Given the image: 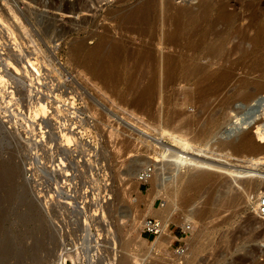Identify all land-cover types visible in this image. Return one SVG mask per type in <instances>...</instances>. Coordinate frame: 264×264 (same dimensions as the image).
Listing matches in <instances>:
<instances>
[{
	"label": "rangeland",
	"instance_id": "rangeland-1",
	"mask_svg": "<svg viewBox=\"0 0 264 264\" xmlns=\"http://www.w3.org/2000/svg\"><path fill=\"white\" fill-rule=\"evenodd\" d=\"M159 1L168 6L162 14L157 12L158 21L171 17L176 5L196 11L214 1L209 13L213 19L225 2L241 17L236 25L251 21L254 12L264 22V0ZM144 2L0 0L7 22H0V73L5 70L0 82L4 119V123L0 119V264H54L62 243L74 246L86 230L103 229L106 221L116 226L129 255L119 264H264V219L255 214L257 198L264 191V142L249 128L241 131L251 135L248 145L229 150L227 145L237 140L222 137L220 147H215L212 138L233 117L227 107L215 103L207 110L205 101L216 94L188 104V86L180 84L171 88L164 102L142 99L144 80H139L137 58L141 38H148L150 31L146 35L138 24L120 16ZM104 37L121 48L120 74L114 83H96L81 70L82 58L76 60L71 53L78 43L88 49ZM250 44L245 56L233 54L241 64L218 96L241 108L252 100L253 107L239 109L242 117L264 114V87H260L264 42L259 47ZM6 57L19 72L10 68ZM29 57L38 62L35 69L27 68ZM203 111L216 114L218 120L196 122ZM150 115L155 119L150 121ZM164 128L186 134L194 147L189 157L240 168L252 165L256 180L231 184L232 177L225 174L218 176L220 181L217 177L215 182H202L187 196L180 195L190 176L206 172L189 162L176 170L171 160L162 157L163 144L175 143ZM191 130H202L203 135L195 138ZM148 168L150 174L154 170L161 174L164 188L156 187L149 177L138 179V173ZM173 189H179L176 196ZM166 204L173 208L167 220L171 237L165 235L168 241L154 246L156 237L142 232L144 218L155 217L154 209ZM190 215L196 221H188ZM97 237L94 243L104 245L100 255L110 256L105 237ZM102 260L98 264L107 262Z\"/></svg>",
	"mask_w": 264,
	"mask_h": 264
},
{
	"label": "bare ground",
	"instance_id": "bare-ground-1",
	"mask_svg": "<svg viewBox=\"0 0 264 264\" xmlns=\"http://www.w3.org/2000/svg\"><path fill=\"white\" fill-rule=\"evenodd\" d=\"M224 3L219 7V9H217L218 13L216 12V14L218 15L216 19H213L212 16H210L209 14L214 4L213 1L204 4V6L202 4L203 6L202 9L200 8L198 10L197 8L196 11L190 7L189 8L185 6L176 7L177 6L176 5L174 7L175 13L171 17L170 15L169 16L165 15L163 19L158 21L157 14L159 13L158 15H160V13L167 8V7L164 8L166 4H162L159 0H146L144 4L137 3L133 7V10L127 9L126 11H122L123 13L120 16V19L127 21V23L132 22V24L133 23L138 24L139 28L142 30V33H145L146 35L150 31V36H147L148 38H141V36L139 35L141 41L139 45L140 52L137 58V66L139 68V80L140 79L144 80L143 83L139 82L143 84L142 94H141L142 99L145 101L148 98L152 97L154 99L153 100L154 102L156 101V99L157 100L161 99L164 102V100H166L169 97L168 92L171 90V88H174L176 85H180V84L183 85L184 88L185 86H188L185 90V95H188V102L186 101L188 104H193L194 101L195 102L199 101V103L203 102L204 101L203 97L205 95L208 96L211 94H216L214 99H212V101L211 99L205 101V104H207V110H209V106H210L209 104L215 103L219 105L221 109L223 108L225 109L227 107L229 109L227 110L229 112V116L231 114L233 115V117L229 118L227 114L229 120L227 119L222 129H220L216 134L214 133L216 136L214 137L215 139L212 138V142L214 143L215 147H220V145L222 144L221 143L222 137L225 140L235 138V141L237 140L235 144H233L232 142L227 145L229 146L228 149L232 150L235 148V146L246 145L250 140L249 137H251V135L242 133L241 132L242 129L244 130V129L254 128V133L256 134L258 140L264 142V114L260 112L261 114L256 116L248 115L246 117H242L240 116L239 109H242L243 105L242 108L236 105L229 106L228 102L230 101L227 102L228 99L218 97L220 95L219 92L222 89L226 88L228 84L232 83L233 80L231 79L235 74V70L238 69L240 62H237V60H235V55L233 56V54L239 52L242 56H245V53L248 50V49L246 50L247 47L246 44L251 43L252 45H254L253 47H256L255 45L259 47L258 45L261 46V42L262 41L264 42V22H260L257 14L254 12L251 15V21L247 22L245 25L244 24L236 25V22L241 17L236 12H234V10L233 12L229 11L228 10L229 5H226V3L225 4ZM212 10L214 9L212 8ZM4 21L6 20L5 18H3L0 12V22H2V24H6L7 22L5 23ZM253 27L255 30L254 33L252 31ZM132 33H134V31ZM108 41L110 40H107L104 37V39L101 42L88 49L84 47L85 45H83L82 42L73 46L71 50L72 51L71 53L73 54V57L76 58V60L82 58L83 61L81 60L78 63L82 68L81 70L84 71L83 73L92 76L93 79H95L96 83L98 82L105 83L109 81L114 83L116 82V80L118 79L117 77H119L118 75L120 74V62H121L120 44L111 41L108 42ZM232 56L234 57V60L231 61ZM6 58L4 59L6 60ZM33 60H35V58ZM33 60L30 57L28 58L27 68L35 69L37 67L38 62ZM5 62H7L10 68L13 67L16 72H19V68L16 67L13 64V62L10 61V59L7 58V61ZM4 66L6 67L5 64ZM4 71L2 69V73ZM2 73H0L1 76L0 82L5 80L3 78L4 76L1 75ZM260 87H264V83L260 84ZM245 92L249 93L247 91ZM245 95H246L245 98L247 99L250 97L249 94H245ZM251 101H249V103L247 102L246 107H244L243 109L253 107L255 103ZM0 109L2 108L0 107ZM203 113L205 114L200 113L198 114V116L196 115L197 116L196 120L198 119L197 121L194 119L193 120L196 122H201L209 119V121L212 122V124L218 120L216 114L213 113H212L213 115L211 113L206 114V112L204 111ZM151 116L152 115H150V117ZM150 117L148 118L149 120L151 119L150 121L155 119V117L154 119L152 118L153 116L151 118ZM1 118L2 117H0V119ZM189 120L190 119H188V122ZM3 121L4 119L2 120V122ZM177 129H175V131ZM137 130L139 131V129ZM163 131L165 133H168L170 136H172L173 141L175 142L172 145L163 144L164 145L163 152L161 154L163 158H168L169 160H171L173 164L176 165L175 166L176 170L177 167H179L183 163L189 162L192 165L200 167L202 170H205L206 172V174H202L204 172H201V174L198 173L190 176L185 184L186 185L185 189H181L180 191H179L180 188L178 190L173 189L174 191H172V196H176L177 193L181 192L182 190L183 192L180 195L182 194L184 195L185 193L192 191L193 189H196L198 187L197 185H199L200 183L203 182L204 184L212 181L215 182L218 176L221 177L222 175L225 174L232 177L231 184L232 183L239 184L242 181L250 182L256 180L255 178L258 175H256L255 172L256 170L253 168L252 165L250 166L248 165L246 167L240 168L237 167L236 165L226 166V164H221V163L219 164L215 161L208 159L206 160L205 158L202 159L200 157L193 159L192 157L194 155L191 157L188 156V153L191 152L190 149H193L194 147L192 143L189 141V139H187V136L185 137L186 132L184 133L185 135H183L181 133H177V134L170 133L165 128L163 129ZM201 131L200 132L193 131L194 133L193 132L191 133L195 134L194 136L196 138L203 135V132ZM157 141L163 143L159 138L157 139ZM156 160L158 161L159 159ZM212 169H216V170L212 172L211 171ZM228 179L230 180V178ZM149 181L158 188L159 187L164 188V185L166 183L165 180L161 177V174L157 173L155 170L152 174L149 175ZM262 194H260L258 198H260ZM231 197L230 199L227 198L229 199L228 201L231 200ZM213 202L214 200L212 201V203ZM166 205H163L164 206L163 208L154 209L155 211L152 212L155 215V217H158L160 221L163 223L162 233L164 232L163 234L161 233V235L159 234L156 236V239L153 242L154 246L155 244H159L160 240L164 242L165 240L168 241L166 236H168L169 239L171 237L167 230L169 227L167 226L168 225L167 220L169 215H171L173 208L169 204L167 206ZM101 214L102 217H104L103 210ZM186 219L188 221L189 220L196 221L195 216L192 215L188 216ZM122 221H125V219ZM103 224H104L103 229L102 228L97 229L98 232L97 231L92 232L89 229L86 230V234H82L81 238H79V240L80 239L81 240L79 241L78 244L76 243L74 246L69 247L68 244L65 243L66 241L62 243L63 244L62 247L58 248L59 250L56 252L57 254L55 260L57 262L54 260V264H63L64 261L71 260V257L74 260L71 261L74 264H77V262L82 259L83 255L85 257V260H87V264H98L102 259H103L102 260L103 263L104 258H107V262L105 264H119V262L122 263L123 261H125L126 256L129 255H127V252H125L126 247L124 246L125 244L123 243V241H121L122 239H120V237L118 238V234H117L118 231L116 226L108 221H106ZM100 230H104V233L102 234ZM95 235H98L97 237L98 239H102L104 237L106 238V239L104 238V240L107 241V243H109L108 248L110 251V256L107 255L108 257H102V254L101 255L99 254L101 253L100 250L102 249V247H104V245L101 244L100 241L94 243Z\"/></svg>",
	"mask_w": 264,
	"mask_h": 264
},
{
	"label": "built area",
	"instance_id": "built-area-1",
	"mask_svg": "<svg viewBox=\"0 0 264 264\" xmlns=\"http://www.w3.org/2000/svg\"><path fill=\"white\" fill-rule=\"evenodd\" d=\"M151 173V169H143L138 173V179L140 181H146ZM255 214L258 217H261L264 219V193L261 195L260 198H258L257 207L255 210ZM187 228H190L188 225ZM163 231V223L155 217H146L144 218L143 222V228L142 232L148 235H152L156 237L157 235L161 234ZM100 254V253H99ZM74 264L71 260L64 261L63 264ZM77 264H87V260H85L84 255L82 256V259L77 262Z\"/></svg>",
	"mask_w": 264,
	"mask_h": 264
}]
</instances>
